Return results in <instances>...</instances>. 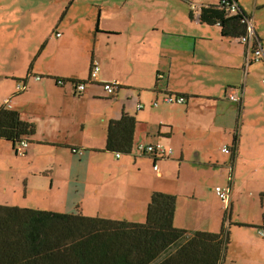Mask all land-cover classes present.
Returning a JSON list of instances; mask_svg holds the SVG:
<instances>
[{
  "label": "crops",
  "instance_id": "crops-1",
  "mask_svg": "<svg viewBox=\"0 0 264 264\" xmlns=\"http://www.w3.org/2000/svg\"><path fill=\"white\" fill-rule=\"evenodd\" d=\"M218 1L0 0V108L35 127L21 153L0 140V204L143 224L152 194H168L186 235L152 264L222 227L224 264H264V62L200 23L199 8ZM237 2L264 45V0ZM123 115L136 124L131 152L117 158L107 128ZM139 144L172 155L142 156ZM215 186L229 188L227 202Z\"/></svg>",
  "mask_w": 264,
  "mask_h": 264
},
{
  "label": "trees",
  "instance_id": "trees-1",
  "mask_svg": "<svg viewBox=\"0 0 264 264\" xmlns=\"http://www.w3.org/2000/svg\"><path fill=\"white\" fill-rule=\"evenodd\" d=\"M231 4L237 5L234 13ZM198 17L202 24L218 25L225 37L247 36L241 20L248 17L237 0L200 7ZM135 124L127 115L111 121L106 149L129 154ZM34 132V125L22 121L18 112L0 108V140L11 142L15 153H21L16 145ZM175 210V196L157 192L151 196L143 224L0 204V264H152L186 235L174 226ZM227 244L223 227L217 233L194 232L158 264H224Z\"/></svg>",
  "mask_w": 264,
  "mask_h": 264
},
{
  "label": "built area",
  "instance_id": "built-area-1",
  "mask_svg": "<svg viewBox=\"0 0 264 264\" xmlns=\"http://www.w3.org/2000/svg\"><path fill=\"white\" fill-rule=\"evenodd\" d=\"M190 8L194 9L195 4L193 0H189ZM229 10L234 13L237 10L236 4H231ZM242 23L245 24L246 33L247 36H244L240 39V42L245 46L246 55L248 60L254 61V62H264V45H262L260 42H254L253 41V30H252V24L248 19H242ZM59 36V35H58ZM99 65L94 64L90 71V81L95 82L97 80L98 74H99ZM38 79V77H37ZM57 83L62 84L63 81L59 80ZM75 89L78 92H82L85 90L86 85L85 83H74ZM117 84L115 82L105 83L103 85L104 90L108 95H113L115 92V87ZM262 86L264 88V79L262 80ZM18 89L22 90V85H18ZM228 99L232 102H240L241 97L238 92L230 93L228 96ZM164 103H176V104H182L185 102L184 97H176L167 95L163 98ZM157 103H154V106H156ZM141 106H139L140 108ZM20 148L21 149H27L28 143L26 141L20 142ZM137 153L142 156H161V157H170L172 155V149L163 147L160 144H139L136 149ZM230 149L227 146L222 147L221 152L227 153ZM121 154L117 153L116 157L119 158ZM153 170L155 172H159L158 165H154ZM213 192L215 196L222 202H227L229 199V188L226 186H215L213 188ZM259 236L264 237V231H258Z\"/></svg>",
  "mask_w": 264,
  "mask_h": 264
},
{
  "label": "rangeland",
  "instance_id": "rangeland-1",
  "mask_svg": "<svg viewBox=\"0 0 264 264\" xmlns=\"http://www.w3.org/2000/svg\"><path fill=\"white\" fill-rule=\"evenodd\" d=\"M212 171V170H211ZM211 171L209 172V173H206L204 176L207 178V180L209 179V177H210V173H211ZM221 213H223V211L221 210Z\"/></svg>",
  "mask_w": 264,
  "mask_h": 264
}]
</instances>
